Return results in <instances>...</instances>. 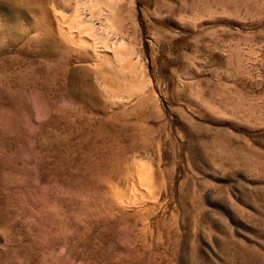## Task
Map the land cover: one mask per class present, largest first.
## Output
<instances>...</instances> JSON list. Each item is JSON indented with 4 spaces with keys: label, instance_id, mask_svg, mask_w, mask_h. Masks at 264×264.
Listing matches in <instances>:
<instances>
[{
    "label": "rangeland",
    "instance_id": "rangeland-1",
    "mask_svg": "<svg viewBox=\"0 0 264 264\" xmlns=\"http://www.w3.org/2000/svg\"><path fill=\"white\" fill-rule=\"evenodd\" d=\"M11 12L0 264H264V0H132L151 95L125 117Z\"/></svg>",
    "mask_w": 264,
    "mask_h": 264
},
{
    "label": "bare ground",
    "instance_id": "bare-ground-1",
    "mask_svg": "<svg viewBox=\"0 0 264 264\" xmlns=\"http://www.w3.org/2000/svg\"><path fill=\"white\" fill-rule=\"evenodd\" d=\"M7 1L16 25L28 14L25 23L20 21L23 27L19 23L25 33L51 40L56 75L62 73L63 78L69 72L72 77L77 73L81 77L78 98L84 108L97 111L101 107L105 112L121 111V116H128L131 105L142 107L151 95L146 56L138 43L132 14L128 13L132 0ZM23 6L28 7L27 11L19 9Z\"/></svg>",
    "mask_w": 264,
    "mask_h": 264
},
{
    "label": "clouds",
    "instance_id": "clouds-1",
    "mask_svg": "<svg viewBox=\"0 0 264 264\" xmlns=\"http://www.w3.org/2000/svg\"><path fill=\"white\" fill-rule=\"evenodd\" d=\"M121 243H123V241H121Z\"/></svg>",
    "mask_w": 264,
    "mask_h": 264
}]
</instances>
